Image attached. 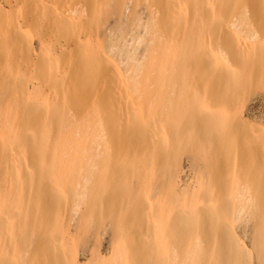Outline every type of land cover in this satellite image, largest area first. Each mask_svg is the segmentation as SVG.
<instances>
[{"label": "rangeland", "instance_id": "rangeland-1", "mask_svg": "<svg viewBox=\"0 0 264 264\" xmlns=\"http://www.w3.org/2000/svg\"><path fill=\"white\" fill-rule=\"evenodd\" d=\"M16 1L19 4H16ZM16 1L0 0V6L5 9L3 11L6 14L4 18L0 16L2 17L1 37H4L3 32L10 28V32L8 30L6 32L7 38H10L8 34L10 35L11 32L13 34L11 33L10 36L14 37L7 39L8 41L5 40L6 37L5 39L2 37L4 41L0 44V49L1 47L3 49V54L0 55V132L1 125L6 119V123L12 122L10 123L11 134L15 137L14 139L32 135L42 138L34 143L43 142L41 144L46 145V138H54L47 135L44 137L41 131L31 127L28 122L29 117L27 119V108L43 109L59 102V89L53 85L56 83L58 86L57 80L65 74L66 70L70 72L74 70L73 68L76 69L73 66L78 57L74 53V46L77 43L80 44L79 41L82 46H86L87 52L90 50L89 45L90 52L93 48L100 50V56L116 64L124 76L130 74L131 66L133 65L134 68V64L156 63V60L155 62L149 59L143 61L145 50L155 49L158 45V42L153 41L151 0H95L97 4L93 7L94 9L87 7L89 5L87 2L90 0H58V3L55 2L56 0ZM45 3H47L45 5L47 9L44 8ZM83 8L87 13H79L78 10ZM39 9L41 12L38 11ZM35 10L39 12L38 15L42 13L39 18L36 17L37 14L33 16L36 13ZM72 10H76L75 12L79 14L76 15ZM52 13L53 16H51ZM55 13H58L59 25H56L58 23L55 20L57 18H54L57 17ZM49 16L51 19L48 18ZM35 17L36 20H34ZM46 17L49 20H46ZM79 17L84 18L82 22ZM51 21L55 23L52 24ZM66 23H69V27L63 25ZM70 23L74 24L73 27ZM14 28L19 32L18 34L15 33ZM180 38L181 35L174 38L177 43L175 52L181 49ZM203 38L192 43L193 54L182 63L183 69L178 67L179 60H176L179 59L178 57L172 60L174 63L168 62V65L170 63L168 73L158 76V83L149 91V94L158 102L161 127L158 151L160 158L166 161V165L140 169L133 166L125 172L122 170L115 172L112 182L104 190L102 201L98 205L94 203L92 194L95 182L94 172L88 181V189L85 190L83 184L88 179H85L84 175L76 201L62 218L65 233L60 239L59 252L64 255L60 256L61 259L56 264H63L64 260L70 261L71 264H227L225 261L229 260L231 263L232 260L235 261V264H261L255 244L264 239V234L260 232L264 227V75L243 74L240 83L242 86H238L241 94L239 92L237 101L226 111L219 108L220 111L216 113V119L221 120L223 116L224 123H231L234 118L241 119L240 128L238 131L236 129L237 134H234H240L238 137L243 138V144L241 149L232 145L229 147L231 152L227 159L230 167L225 169L223 167L225 163H222L224 156L222 157L219 151L226 142L222 140L215 143L207 134L202 137L204 128L201 122L205 119L203 115L207 112L195 102L193 103L194 97L202 98L204 95L203 82L206 78L203 77V72L196 74L197 76L194 74L197 66L203 70L206 67L202 63V61L205 63V58L202 61L198 59L201 58L202 48L207 44L203 45L205 43ZM5 41L7 43L4 46ZM54 41H56L55 46ZM76 47L79 49L78 45ZM203 50L204 55L206 49ZM44 54L47 59L44 58ZM66 56V59L71 60V64L74 62L70 70L68 69L71 67L70 61L65 62L66 59H64ZM48 57L50 60L54 58V64L52 60L47 61ZM131 57L134 58V62L131 61ZM42 59L48 62H45V65L49 68H45ZM59 59L62 60V67ZM193 61L195 65L200 62L205 67L201 64L194 67ZM48 64H53V67ZM242 67L247 69L250 65L244 64ZM48 76L50 80L46 78ZM51 78L54 79L51 80ZM194 78L200 79L194 83ZM246 79L249 81H247L248 84ZM112 80L116 87L120 86L116 76H113ZM202 80L204 81L200 84ZM50 81L55 83L52 84ZM196 84L202 87L198 88ZM121 88L119 87L115 94L117 97L122 96ZM196 89L198 91H195ZM23 111L25 114L22 113ZM19 113H21L20 116ZM70 113L71 110H65V117L68 118ZM78 116L76 114L73 120L78 121ZM193 116L196 119H193ZM97 129H99L98 126ZM226 141L229 142L230 139ZM80 145L81 148L89 149L88 157L91 164L95 160V162L100 161L101 157L95 156L96 143L84 141ZM236 153H238L237 156L235 155L237 159L233 158ZM37 162H39V168L44 170L48 166L49 159L45 156L41 159L39 156L34 160H23L19 168L24 170L25 174L21 178L26 177ZM94 168L92 170H95ZM9 169V151L6 144H3L0 149L1 189L9 185L11 177ZM238 169L241 173L238 174L239 176L236 175ZM232 170H236V174ZM198 183L202 184V187L197 190ZM189 191L194 192V197L188 195ZM241 192L248 196L246 201L244 199L245 210L238 215V198L240 199L238 196ZM157 198L161 200V203L158 201L161 205L156 202ZM225 201H233L235 204L233 212L237 216L234 215L235 218L230 220V222L234 221L233 226L232 224L230 226L238 234L246 249L243 253L233 250L236 256H232V253L231 256L227 254L228 249L223 247L229 241L231 242L232 237L228 230H233L230 226V229L222 227L226 216H230L227 212L225 215V210L222 208L221 204ZM204 210H207V213H203ZM37 217L40 220L41 215ZM44 233V229H40L29 239L27 232H17L15 246L9 251L10 264H42L46 256L50 255L41 247Z\"/></svg>", "mask_w": 264, "mask_h": 264}, {"label": "bare ground", "instance_id": "bare-ground-1", "mask_svg": "<svg viewBox=\"0 0 264 264\" xmlns=\"http://www.w3.org/2000/svg\"><path fill=\"white\" fill-rule=\"evenodd\" d=\"M55 2L58 3V0ZM17 3L18 1H16V4ZM26 3H28V1ZM57 3L55 4L56 7L58 5ZM87 3H89L87 7L90 6L91 9H94L93 7L97 4L95 0H90V2L88 1ZM40 4L41 3H39V5ZM46 4L47 3L44 4V8H46ZM151 5L154 27L153 41L158 42V45L155 49L151 50L147 48V50H145L146 53L143 56V61L149 59L151 62H155L156 60V63L152 65L143 62L136 65L134 64V68L133 65L131 66L130 74L124 76L116 64L100 56V50H94L93 48V51L90 52L91 47L89 45L88 48H90V50L87 52V50H85L86 46H82V43L79 41L80 44L77 43L74 46L75 50L72 48L75 51L74 53L77 54H75L76 57H78V59L75 60V66H73L76 67V69L72 67L74 62L72 61L73 63L71 64V60L66 59L67 56L64 57V59H66L65 62L70 61L69 66L71 67L68 69L70 70L73 68L75 71L71 70L70 73L67 72L68 70H64L65 74L62 75L61 78H58V80L60 79L59 81L57 80L58 86H56V83L53 81L55 83L53 86L59 89V102L43 109L32 107L31 111L30 108H27V119L29 117L28 122L31 127L37 131H41L44 137L47 135L53 136L54 138H46V145L41 144L43 142L40 144L34 143L37 139L42 138H36L32 135L31 137H18L14 139L15 137L11 134L12 128L10 123L12 122L6 123V119H4V124L1 125L0 132V149L3 144H6L9 151V172L11 177L9 178V185L3 189L0 188V264H10L9 261L11 256L9 251L15 246L14 241L17 232H27L28 238L30 239V237L40 229H44L45 231L42 235L41 247L46 249L50 254L46 256L42 264H56L59 262V259L64 255V253L59 252V245L61 244L60 239L65 233L62 218L69 207L76 201V197L79 195V185L82 184L84 175L85 179H88L83 184L85 190L88 189V181L91 174L93 175L94 172L95 182L92 187V194L94 203L98 205L102 201L104 190L112 182L115 172L120 170L125 172L133 166L140 169L148 166L157 168L166 165V161L160 158L158 151L159 138L161 136L158 102L149 94V91L158 83V76H163V74L167 72V69L170 68V63L168 65V62L178 57L179 59H176L177 61L179 60L178 67L180 69L184 68L182 63H184L187 57L193 54L191 48L192 43L196 40H200L201 37H204L203 40H205L203 45L207 43L204 46L206 51L203 55L204 48H202L203 51L201 50V54L199 52L197 53L200 54L201 58L199 57L198 59L201 61L205 58V63L203 61L202 63L206 67L197 61L196 64H201L205 67L204 70L195 65L194 61L193 66H197L196 71H194L195 76L203 72V77L206 78V80L200 81V84L204 81V91L201 90L204 92L203 97L199 98L195 95L196 97H194L193 103L195 102L197 106L207 112L205 115L199 113L205 117L201 122L204 128L202 137L207 134L215 143L222 140L226 142L223 147H220L221 150L219 151L222 157L224 156V161L222 163H225L223 164L225 165L223 166L225 169L230 167L227 159L229 158V152H231L229 151V147L231 145L238 148L242 147L243 138L238 137L240 134H234L238 131V128H240L241 119L234 118L233 122L224 123V117L221 116V120H218L216 119V113L220 111L219 108L226 111L237 101V97L241 94V91L238 90V86H242L240 83L243 74L253 76L260 73L259 76H261V74L264 75V0H151ZM26 6H28V4ZM48 6L49 5H47V7ZM60 6H58V8ZM63 6L64 4L62 7ZM39 7L41 8L42 5ZM50 8L52 9V7ZM77 9L78 8H76V10ZM3 10L5 9L0 6V16L5 17L6 14ZM76 10L72 11L77 15L78 12H75ZM38 11L41 12V9ZM78 11L79 13H87L84 8ZM38 13L36 12L33 16L37 14L36 17L39 18L42 13L40 15H38ZM25 14H27V12ZM51 16H53V13ZM2 17H0V20H2ZM36 17L34 20L37 19ZM58 17L59 16L54 17L57 18L55 19L58 23L56 25H59L60 22ZM48 18L51 19L50 16ZM62 18L64 17L62 16ZM86 18L88 19L87 14ZM69 19L68 17V20ZM83 19L84 18H80V21H83ZM4 20L6 21V19ZM46 20L49 19L46 17ZM80 21L78 22L80 23ZM54 23L55 22H52V24ZM72 23H70V25ZM63 25L66 27L69 23ZM73 25L74 24H72V27ZM20 27L21 26H19V28ZM86 27L87 25L85 28ZM76 28L78 27L76 26ZM7 30L5 31L7 32ZM10 30L11 28L8 31L10 32ZM14 30L16 33L17 29L14 28ZM80 30L81 26L79 25V31ZM19 31L21 30L19 29ZM69 31L71 32L72 30L69 28ZM6 32L2 34L4 35V37L2 36L4 39L6 37V41H8L7 39L14 38L13 35L10 36L12 32L10 35L8 34L10 38H7ZM1 33L0 39L2 40H0V44L4 41L1 37ZM18 33L19 32H17V34ZM20 33L22 34L23 32ZM177 35H181V49L175 52L174 49L177 47V43L174 41V38ZM6 41L4 46L7 43ZM55 42L56 41L53 43L54 46L56 45ZM77 45L79 49H76ZM86 45H88V43ZM1 51L0 55L3 54V49ZM14 55L12 56L14 57ZM45 57L47 56L45 55L44 58ZM43 59L42 62L44 65L45 62L48 63L47 61L50 60V58L47 61ZM53 59L54 58H51L54 64ZM131 59V61L134 60L133 57H131ZM58 61H60V66L62 67V60L59 59ZM193 63L191 62V64ZM53 64L50 65L53 67ZM244 64H249L250 67L245 69L242 67ZM67 65L68 64H66V66ZM176 66L175 64V67ZM46 67L48 66L45 65V68ZM57 67H59L58 63ZM56 70H54V72ZM57 73L58 71L56 74ZM188 73L189 72H187V75H189ZM49 75L51 76L52 74L49 73ZM113 76L117 77L119 81L118 84H120V86H118L122 87L121 97L115 95L119 87L115 86L112 80ZM46 78L49 79V76ZM54 78H51V80ZM199 79H195V82H193L197 83ZM247 81L248 79H246V82ZM50 83H52V81H50ZM196 87L199 88L202 86L198 84ZM50 88H52V86ZM197 89L195 91H198ZM243 91L244 90H242V92ZM34 94L36 95V90ZM65 110H71L68 118L65 117ZM25 112H27V110ZM25 112L23 111L22 113L25 114ZM20 114L21 113H19V116ZM76 114L79 115L78 121L73 120ZM194 118L193 116V119ZM97 126L99 129H97ZM84 141L96 143L95 148L97 152L95 156L97 158L101 157L100 161L95 162V160L93 164L90 163L88 157L89 149L86 147L81 148L80 145ZM248 141L247 139V142ZM237 154L238 153L234 154L233 158L235 155L237 156ZM39 156L41 159L44 156L49 159L48 166L43 170L39 168L40 165L38 166L39 162H37L29 171L28 175L21 178L25 174L24 170L19 168L23 160H34ZM93 167H95V170H92ZM232 172L236 174V170H232ZM238 174H241L239 169L236 175ZM25 182L27 184H25ZM197 187V190L200 189L202 184L198 183ZM193 193L194 192L189 191L188 195L194 197ZM239 195L238 197H240V199L238 198L239 203L237 205L238 215L245 210V201L248 196L244 193L242 194V192ZM158 201L159 198H157L156 202ZM159 202L161 203V200ZM159 202L158 204H160ZM221 205L225 210V215H227L226 212L230 214V216L227 215L224 219V221H226L222 227L229 228L234 222H230V220L232 221V219L235 218L233 216L236 215V213L233 212L235 204L233 201H225ZM203 213H207V210H204ZM232 213L233 215H231ZM38 215H41L40 220L37 217ZM211 218H213V216H211ZM231 229H233V227H231ZM263 229H259L262 234H264ZM228 232L232 240L223 246L226 250L228 249L227 254L231 256L232 253V256H236L233 253L235 249L243 253L246 249L243 243H241L238 234L234 229L232 231L228 230ZM260 237L263 238L262 236ZM255 247L258 250L260 263L264 264V239L256 243ZM237 255H239V252H237ZM64 261L63 264H71L68 260ZM234 262L233 260L232 263L231 260L225 261L227 264H235L236 262Z\"/></svg>", "mask_w": 264, "mask_h": 264}]
</instances>
